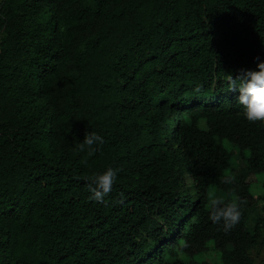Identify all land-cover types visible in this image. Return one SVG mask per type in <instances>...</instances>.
<instances>
[{"label":"trees","instance_id":"obj_1","mask_svg":"<svg viewBox=\"0 0 264 264\" xmlns=\"http://www.w3.org/2000/svg\"><path fill=\"white\" fill-rule=\"evenodd\" d=\"M257 59L264 0H1L0 264H206L209 244L220 264H254L264 123L226 74ZM16 92L40 103L19 117ZM88 132L96 152L78 149ZM108 166L94 201L85 178ZM210 191L237 199L231 229L210 220Z\"/></svg>","mask_w":264,"mask_h":264},{"label":"clouds","instance_id":"obj_2","mask_svg":"<svg viewBox=\"0 0 264 264\" xmlns=\"http://www.w3.org/2000/svg\"><path fill=\"white\" fill-rule=\"evenodd\" d=\"M229 90L237 91V103L241 106L243 117L250 122L264 123V60H256L255 70L242 69L233 77L226 74ZM104 138L96 132L84 134L83 140L78 142L80 151L96 152L103 145ZM119 169L108 166L87 176V191L90 199L103 202L112 190L118 176ZM209 218L213 223L223 222L225 230L234 227L240 220L241 211L237 199L225 200L210 191L208 195Z\"/></svg>","mask_w":264,"mask_h":264},{"label":"rangeland","instance_id":"obj_3","mask_svg":"<svg viewBox=\"0 0 264 264\" xmlns=\"http://www.w3.org/2000/svg\"><path fill=\"white\" fill-rule=\"evenodd\" d=\"M15 94H17V96H20V101L18 103H16V105H18V106L21 105V111L19 113H17V115L19 117L26 114L34 106V104L40 103V101L38 99H36L33 102L32 100H29L28 98L26 99L25 97H23V95H21V93L16 92ZM168 133H169V131H167L165 134H168ZM224 146L232 153V156H233V161H232L233 173L235 175H239L245 169H244L243 165L241 164V162L236 159L237 155H238V149L235 148L234 146H232L228 142H224ZM263 177H264L263 175L258 176L255 174H249L247 177V180L251 183V193L255 197L261 195V193H262L261 183H262ZM190 187H191V185L186 187L185 189H189ZM215 194L217 196H223L225 199V196L221 192L216 191ZM262 204L263 203H258L256 205H254V207L251 211L250 217H249V222H248L249 225H253L254 220L257 217V215L262 212V210H261ZM249 254L252 257L254 264H262L264 262V244L256 246L255 248L250 250ZM195 259L198 261L202 260L206 264H220L221 263L220 254L218 251H216L214 249L212 244H209L206 251L200 253L198 256L195 257Z\"/></svg>","mask_w":264,"mask_h":264}]
</instances>
